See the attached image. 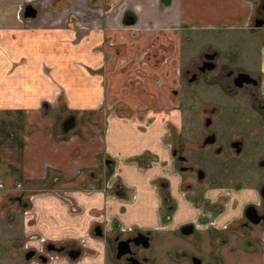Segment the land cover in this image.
<instances>
[{
  "label": "crops",
  "instance_id": "obj_1",
  "mask_svg": "<svg viewBox=\"0 0 264 264\" xmlns=\"http://www.w3.org/2000/svg\"><path fill=\"white\" fill-rule=\"evenodd\" d=\"M27 3L36 10L32 18L22 16ZM254 13L253 0H0V241L27 236L80 246L75 260L59 257L52 264H104L114 260L95 224L105 232L114 220L163 239L189 221L195 211L178 194L163 140L167 121L180 124V112L166 111L183 64V41L191 43L197 29L249 36L260 46L252 70L264 73V42L248 28ZM165 44L171 49L160 58ZM50 109L59 120L63 113L72 116L76 134L67 136L62 121L52 129ZM163 176L171 212L160 208L155 188ZM15 183L33 192L30 202L12 189ZM60 191L73 209L53 195ZM17 196L29 212L16 213L9 227L18 233L9 237L1 216L4 205L17 211ZM237 209L220 213L216 226H231ZM164 223L168 228L159 227ZM226 231L213 238V264H223L219 243L226 242ZM248 237L242 250L257 243L254 259L264 264V223ZM15 250L1 248L0 264H22L24 251Z\"/></svg>",
  "mask_w": 264,
  "mask_h": 264
},
{
  "label": "flooded vegetation",
  "instance_id": "obj_2",
  "mask_svg": "<svg viewBox=\"0 0 264 264\" xmlns=\"http://www.w3.org/2000/svg\"><path fill=\"white\" fill-rule=\"evenodd\" d=\"M253 5H255V13L248 28L257 33L263 41L264 0H253ZM125 20L132 22V16L126 15ZM259 22L261 23L260 26H255ZM262 49H264V44ZM209 54H213V57L206 60L205 55ZM217 57L219 55L216 51L207 48L196 59H188L182 66L176 82L178 86L184 83V88H187L194 100L197 95L196 87L201 86L217 91L214 93H219L224 103H219L213 98H206L201 102L198 100L201 104L191 113H194L192 121L196 120L195 127L191 129L188 138L181 134V117L179 125L173 126L174 123L166 122L165 135L169 133H167L168 125L176 128V131L172 133L170 144L166 143L165 135L163 140L171 157V169L179 179L177 191L179 194L180 189H182L184 194H181L182 200L195 212L189 221L178 225L170 234L171 239L164 244L166 248L163 246L164 258L161 264H213L215 245L213 238L217 237L220 231L226 230L232 225L216 226L214 216L221 211L219 204H221L222 197H226V195L218 193L210 200L205 194L208 191L206 186L217 179L218 172L224 173L222 178H225L227 182L230 181L233 185L242 186L245 182L244 179L237 177L246 166L240 156L245 154L248 144L253 146L256 143V137L264 138V73L259 70H247L231 63L218 62ZM143 63L146 65L148 59L143 60ZM210 64L211 68L208 69L206 65ZM189 86H192V90L188 89ZM172 92L177 93L176 89ZM69 116H65L64 120ZM262 166L264 167V153L261 154L257 164L258 168ZM113 185L117 186L115 183ZM166 187L167 180L163 176L155 188H157L162 208L171 212L174 209V203L170 194L167 193ZM186 196L189 197L191 204L187 202ZM17 201L21 206L23 203H27L18 199ZM68 203L70 209H73L71 200L68 199L66 204ZM249 206L254 207L257 215L264 214V175L256 178L252 200L243 203L238 216L232 218L235 224L247 232L264 223L262 219H259L257 224L249 222L247 217L251 214ZM159 227L168 228V224L164 223ZM99 228L101 235L98 237L109 247L115 262L127 264L126 258L133 257L139 264L155 263V257L151 254L154 252V244L157 242L154 231L131 226L119 227L117 224L115 225L114 220L109 223L108 231L103 232L100 226ZM197 231L205 233V238L202 239L201 233ZM138 232L147 236L146 245L143 246L144 240L139 241L136 245L129 241V254L115 258L117 241L135 237ZM31 242L32 240L30 243H25L23 248L24 254L28 251L32 252L27 259L24 258V262L27 264H52L59 257L71 260L66 254V251L70 249L79 251V254L72 260H75L82 253L80 246L54 245L51 242L46 243L43 239ZM49 243L63 249L59 252L48 250L46 245ZM80 244H82V240H80ZM120 248L125 247L120 246ZM40 256L45 258L43 262L40 260Z\"/></svg>",
  "mask_w": 264,
  "mask_h": 264
},
{
  "label": "rangeland",
  "instance_id": "obj_3",
  "mask_svg": "<svg viewBox=\"0 0 264 264\" xmlns=\"http://www.w3.org/2000/svg\"><path fill=\"white\" fill-rule=\"evenodd\" d=\"M192 32H194L193 41L191 43H189V41H185V40L183 41L184 54H183L182 66L185 64L186 60L190 58L196 59L202 51L206 50L207 48H212L213 51L219 52V57H217L218 62L222 61L223 63H231L232 65H235V66H243L249 70H252L254 68L255 62H256V59H255L256 55L258 52H260V46L258 45L256 39H253L249 36H246V38L244 39L242 38L243 35L242 36L234 35L233 33H226L221 37H216L217 36L216 31L212 29L207 31V34L205 31H201L198 29L193 30ZM167 46L168 48H166L165 50L166 52H169L171 48H170V45L167 44ZM232 54H234V58L230 59L229 57ZM183 84L182 85L180 84V86L178 85L175 86L176 91H177L176 94H172L170 92L167 94V101H168L167 109L169 108V110H167L166 112L170 113V110H173V109L176 110V112L178 111L177 113L180 112L179 115L181 117V125H180L181 134L188 138L190 136L191 129L195 127V123H196V120L192 121L194 118L192 115L194 113L193 114L191 113L192 111H194V109H196L199 106V104H201L200 102L206 98H209V99L213 98L219 103H224V102L222 100V97H220L219 93H214L217 91H215L214 89H210L208 87L202 88L201 86L196 87L197 95H196L195 100L197 101H195L193 99L194 97L191 96L192 94L188 93L187 88H184ZM188 89L192 90V86H189ZM39 113L41 115V114H44L45 111L42 110L41 108L39 110ZM66 115L68 114L63 113L61 120H59L60 116L57 113V111L50 109L48 116L51 118V121H52V129H53V125H54V128H57V125L59 126V122L60 121L63 122L62 119ZM53 116H55V119H53ZM53 121H54V124H53ZM103 123H105V120H103ZM169 126L170 125H168V128H167V133L168 132L169 133L165 135V138H164L166 143L168 144L172 142V137H171L172 133L176 131V128H172ZM76 130H77L76 127L68 129L67 132L69 133L67 136H72V133L76 134L77 132ZM255 140H256V143L254 142L255 144H253V146L252 145L250 146L248 144L245 154H242L240 156V158H242V162H245V166H246L243 171L239 172L240 176L238 175L237 177L238 179H242V178L244 179L245 182L242 184V186L239 187V185H233L230 181L227 182L225 178L224 179L222 178L224 175L223 172H218L217 179L214 182L210 183L208 186H206L208 191L205 192V194H207L210 200H212L218 193H222L226 195V197H222V201L220 202L221 204H219L221 206L220 208L221 211H219L220 209L218 210L220 213L223 211L225 212L229 206H230V210H236L238 208L237 204L239 201L251 199L254 195V189L256 187V178L264 175V167L263 166L259 168L257 167L258 159L260 158L261 154L264 153V138L258 136L255 138ZM254 145H256V148H254ZM240 158H239V161H240ZM212 178L214 179V176ZM16 184L17 183L13 185H16ZM13 185H11L12 189L15 190L16 192H22V195L26 198V201L30 202L31 200L30 197L32 196L33 192H31L30 190L24 189L22 185L18 189L15 188ZM180 190L181 192L179 191V195L180 196L184 195L182 192V189ZM48 193H51V192H48ZM14 195H15L14 193H10L7 196L10 199L15 201L13 197ZM53 195L62 202L68 201V199L65 198L66 197L65 191H60V192H57V194H53ZM186 200L187 202H189V204H191L189 197H187ZM6 202H7V199H6ZM17 204H18V207H16L17 211H13L12 208L10 207L7 208V206L4 205V207L6 208V211L3 212V215L1 216L2 221L5 224V230L7 231L6 233L7 235H9V237H13L16 233H18V231H16L17 230L16 228L11 229L9 227L10 225H14L17 223L16 213L18 212L20 216H22V213L27 214L29 212V206H28L29 203L26 207H22L19 203ZM6 205H9V204H6ZM186 206L189 207L187 204ZM20 208H24V209H20ZM237 210H238L237 213H239L240 209H237ZM219 212H218V215L220 214ZM218 215L214 216L215 221L219 218ZM234 222H232V226L229 227L226 231V234H227L226 242L219 243V246H221L220 256L223 258V264H257V261H255L254 259V257L257 258V252L259 249V246L257 245V243H255L254 245L248 248V250H251L250 252L245 253L242 249L245 248L246 241L249 240L250 238L248 237L249 234L251 233L255 234L258 232L259 225L251 229L249 232H247L245 229H241ZM198 233H202V232L199 231ZM6 238H8V236ZM170 239H171L170 237L163 238V239L162 238L157 239V242H155L154 244V252H151L152 256L155 257V263L153 264L158 263L157 257L160 256L162 252L161 248L164 246V244L168 243ZM29 240L30 239H27V236H24L20 238L16 243L13 240L12 241L9 240L6 242L0 241V251H1V248L2 249L5 248L7 252L17 253V251L15 250L16 247L17 249L23 250L24 244L30 243ZM252 249L253 251L255 250L254 252L256 253H254ZM161 263L162 261H159V264ZM22 264H27V263L23 261ZM104 264H120V263L115 262V261L111 262L109 259H106V263Z\"/></svg>",
  "mask_w": 264,
  "mask_h": 264
},
{
  "label": "water",
  "instance_id": "obj_4",
  "mask_svg": "<svg viewBox=\"0 0 264 264\" xmlns=\"http://www.w3.org/2000/svg\"><path fill=\"white\" fill-rule=\"evenodd\" d=\"M35 14H36V10H35V8L31 4L27 3V4H25L23 6L22 16L24 18H32V17L35 16ZM260 22L259 23H256L255 26H260V24H261ZM262 38H263V41H264V30L262 32ZM212 57H213V54L205 55V59L206 60L211 59ZM206 67L208 69L211 68V64L210 65H206ZM244 75H246V74H244ZM61 125H62V129L63 130H68L69 128H71V126L73 125V117L72 116H69L68 118H66L62 122ZM16 199H18L20 201V198L19 197H17ZM25 205H26L25 203L22 204L23 207ZM249 210H250L251 214L249 216H247V215L246 216L248 217V220H249V222L251 224H257L259 222V219L264 220V214L261 215V216L257 215V213L255 212V209H254L253 206H249ZM251 215H253V218H251ZM188 228H189V226H188ZM99 229H100L99 226L98 225H95L94 232L98 236L101 235ZM141 240L142 241L143 240L145 241V243H143V246H145L146 245V241H147V236H145L141 232H138L135 237L118 240L117 243H116V254H115V258H119L123 254H127V255L129 254V248H128V242L129 241L133 242L136 245ZM120 246H123L125 248L121 249ZM46 248L48 250H54V251H58V252L63 249L62 247H55L51 243L47 244L46 245ZM31 254H32L31 251L25 252L24 258L27 259ZM66 254L71 259H74L79 254V251L78 250H75V249H70V250H67L66 251ZM44 259L45 258L43 256H40V260L42 262L44 261ZM126 261H127V264H134V263L139 264V263H137V261L134 260L133 257H127L126 258Z\"/></svg>",
  "mask_w": 264,
  "mask_h": 264
},
{
  "label": "trees",
  "instance_id": "obj_5",
  "mask_svg": "<svg viewBox=\"0 0 264 264\" xmlns=\"http://www.w3.org/2000/svg\"><path fill=\"white\" fill-rule=\"evenodd\" d=\"M159 51V53L160 54H158V55H160V58H161V56H163L165 53H166V51L165 50H162V49H160V50H158ZM148 59V58H147ZM148 60H150V59H148Z\"/></svg>",
  "mask_w": 264,
  "mask_h": 264
},
{
  "label": "built area",
  "instance_id": "obj_6",
  "mask_svg": "<svg viewBox=\"0 0 264 264\" xmlns=\"http://www.w3.org/2000/svg\"><path fill=\"white\" fill-rule=\"evenodd\" d=\"M108 184H109V183H107L106 186H109ZM0 187H2V184H0ZM14 187L18 189V188H19V184L14 185ZM39 240H42V239L40 238ZM263 250H264V249H263Z\"/></svg>",
  "mask_w": 264,
  "mask_h": 264
}]
</instances>
